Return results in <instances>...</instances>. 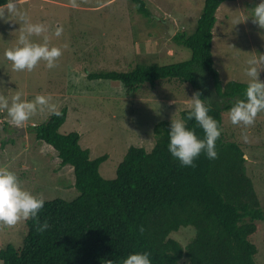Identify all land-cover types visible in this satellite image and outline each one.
Returning a JSON list of instances; mask_svg holds the SVG:
<instances>
[{"label":"rangeland","instance_id":"rangeland-1","mask_svg":"<svg viewBox=\"0 0 264 264\" xmlns=\"http://www.w3.org/2000/svg\"><path fill=\"white\" fill-rule=\"evenodd\" d=\"M143 1L150 17L138 14L129 0H15L18 11L24 14L23 20L9 12L7 4L0 7V95L10 99L19 92L25 100L44 95L60 112L65 110L66 120L60 133H78L79 145L89 151L91 160L107 156L99 166V173L106 180L115 177L128 148L150 151L154 125L180 117L181 111L190 108L188 98L193 94L189 85L172 81L157 83L154 88L142 87L128 95L120 82L88 79L89 74L127 72L155 60L167 64L190 58V51L180 49L170 37L183 28L194 30L204 0ZM257 3L259 0L226 1L216 11L211 52L213 68L223 84L230 80L247 83V61L264 54V28L253 23L250 11ZM27 23L46 27L40 35L30 36L31 41L42 43L47 38L50 47L61 49L54 68L49 69L40 61L32 71L13 70L5 52L17 46ZM167 23L175 30L171 36ZM57 29H61L59 36L55 35ZM258 67L259 79L263 81L264 64ZM51 115L44 108L24 123L13 124L7 112L0 110V141L11 140L0 147V170L15 172L22 187L43 199L70 200L77 194L72 188L71 168H59L56 152L38 144L31 131V127L43 124ZM222 119L225 137L241 145L245 152L247 175L264 205V111L257 113L249 126L233 125L228 112L222 113ZM5 122L8 130L4 131ZM17 129H24V133L20 130L17 135ZM51 169L56 173L50 180ZM36 187L42 191H35ZM23 227L24 220L14 226L0 224V249L7 243L17 246ZM193 235L192 228H181L172 237L184 246ZM250 241L257 248V264H264V222L259 223Z\"/></svg>","mask_w":264,"mask_h":264},{"label":"trees","instance_id":"trees-1","mask_svg":"<svg viewBox=\"0 0 264 264\" xmlns=\"http://www.w3.org/2000/svg\"><path fill=\"white\" fill-rule=\"evenodd\" d=\"M129 1L138 14L151 16L143 0ZM226 1L234 0H204L194 30L183 28L170 37L180 49L190 51L189 59L167 64L155 60L127 72L87 75L91 80L120 82L128 95L172 81L189 85L193 93L200 91L210 105L209 115L221 128L217 158L210 160L201 153L193 167H182L167 151L171 120H161L153 127L151 150L128 148L115 177L106 180L99 166L107 156L91 160L89 151L79 145L78 133H60L66 111L51 115L31 131L38 144L56 152L59 168H71L77 194L70 200L44 199L39 221L46 220L48 229L41 233L33 220H24L19 244L7 243L0 249L4 264H103L134 251H148L152 264H257V248L250 239L264 222V205L247 175L245 152L225 137L222 119V113L243 98L247 83L223 84L211 52L215 14ZM7 3L0 0V7ZM189 110L181 111L180 117ZM188 127L203 137L194 120ZM10 141H0V147ZM55 173L51 169L48 178ZM181 228L194 230L184 246L172 237Z\"/></svg>","mask_w":264,"mask_h":264},{"label":"clouds","instance_id":"clouds-1","mask_svg":"<svg viewBox=\"0 0 264 264\" xmlns=\"http://www.w3.org/2000/svg\"><path fill=\"white\" fill-rule=\"evenodd\" d=\"M6 7L9 12L19 15L23 20L24 14L18 11L15 0H8ZM250 11L253 23L264 28V0H259ZM45 31L46 27L43 24H26L18 37L17 46L5 52L13 70L32 71L40 61H44L49 69L56 66L57 59L62 55L61 49L50 47L47 38L42 43L29 39L30 36L40 35ZM60 33L61 29H57L55 35L59 36ZM261 64H264V54L254 56L247 61L248 66L244 69V73L248 81L243 98L238 99L228 109V118L233 125H252L257 113L264 111V81L259 79L260 67H258ZM188 101L190 110L184 116L171 119L167 132V151L182 167H193L195 159L201 153L210 160L216 159L218 155L216 142L221 135V128L217 120L209 115L210 105L201 99L200 91L194 92ZM44 108H47L52 115H61L55 104L49 103V98L44 95H37L32 100L21 99L19 92L10 99L0 95V110L7 112L13 124L24 123L38 110ZM190 120H194L203 131L202 138L197 136L193 128L188 127ZM243 139L247 142L246 136ZM44 204L42 197L22 187L15 172L0 170V224L14 226L21 220L31 219L35 222L37 231L43 233L49 227L46 220L43 223L39 221V213ZM140 231H143L142 227ZM0 264H4L2 259ZM103 264H152V261L148 251H134L119 259L105 260Z\"/></svg>","mask_w":264,"mask_h":264},{"label":"water","instance_id":"water-1","mask_svg":"<svg viewBox=\"0 0 264 264\" xmlns=\"http://www.w3.org/2000/svg\"><path fill=\"white\" fill-rule=\"evenodd\" d=\"M166 25H167V33H169V35L171 36V34L175 32V30L170 23H167ZM20 130H21V132L24 133V129H17V131H18L17 135H19L21 133Z\"/></svg>","mask_w":264,"mask_h":264},{"label":"crops","instance_id":"crops-1","mask_svg":"<svg viewBox=\"0 0 264 264\" xmlns=\"http://www.w3.org/2000/svg\"><path fill=\"white\" fill-rule=\"evenodd\" d=\"M166 26V25H165Z\"/></svg>","mask_w":264,"mask_h":264}]
</instances>
